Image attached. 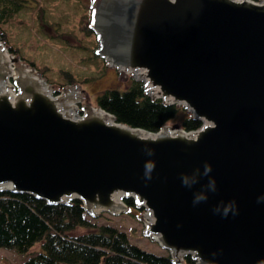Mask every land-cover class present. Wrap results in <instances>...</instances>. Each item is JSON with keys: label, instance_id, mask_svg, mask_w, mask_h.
<instances>
[{"label": "water", "instance_id": "95a60500", "mask_svg": "<svg viewBox=\"0 0 264 264\" xmlns=\"http://www.w3.org/2000/svg\"><path fill=\"white\" fill-rule=\"evenodd\" d=\"M102 4L113 65L201 126L150 132L96 107L75 117L65 108L75 85L52 97L26 71L16 95L0 89V191L76 198L91 216L132 197L143 234L174 264H264V0ZM10 74L0 43V83Z\"/></svg>", "mask_w": 264, "mask_h": 264}, {"label": "trees", "instance_id": "16d2710c", "mask_svg": "<svg viewBox=\"0 0 264 264\" xmlns=\"http://www.w3.org/2000/svg\"><path fill=\"white\" fill-rule=\"evenodd\" d=\"M30 2L0 0V39L14 54L20 52L15 44L8 45L5 25L19 11L28 8ZM88 22L90 25V10ZM23 61L35 66L31 59ZM76 82H79L77 78L66 76L63 82L57 83L55 92ZM95 101L117 122L150 132H157L178 112L175 104L151 98L144 91L143 82L135 78H130L123 89L100 92ZM201 124L191 115L181 121V127L187 131ZM122 200L128 208L126 212L131 208L144 210L135 206L132 197ZM78 229L85 231L75 233ZM0 247L24 256L20 264H174L169 253L148 252L131 243L125 230L109 223H98L85 211L79 199L49 204L31 193L10 190L0 191ZM181 264H195V260L186 255Z\"/></svg>", "mask_w": 264, "mask_h": 264}, {"label": "rangeland", "instance_id": "374dc122", "mask_svg": "<svg viewBox=\"0 0 264 264\" xmlns=\"http://www.w3.org/2000/svg\"><path fill=\"white\" fill-rule=\"evenodd\" d=\"M97 1L31 0L28 8L19 11L5 25L8 45L15 44L20 52L14 54L5 44L6 47L3 45L7 50L11 73L12 69L26 68L44 80L51 92L56 91L57 83L63 82L66 76L77 78L79 82L66 84L64 85L66 88L61 91H66L69 86H76L80 98H75L71 106L79 116L89 107H97L95 100L100 92L113 88L123 89L130 78H136L133 71H121L108 64L98 54L99 40L95 30L93 28L90 30L92 9ZM13 58L16 61H13ZM22 59H31L35 66H29ZM9 89L16 94L17 86L12 77L9 78ZM144 91L151 98L154 97L148 92L146 85ZM164 102L168 103L169 100ZM176 106L178 112L164 124L170 129L174 126L180 127L182 119L191 115L185 105L184 107L183 104L176 103ZM120 200L125 204L122 199ZM127 209L126 206L118 213L101 211L92 217L98 223H109L125 230L131 243L148 252L158 255L168 253L154 238L143 234L144 224L148 221L146 210L131 208L126 212ZM83 231L85 230L78 229L75 233ZM24 258L0 247V264H20Z\"/></svg>", "mask_w": 264, "mask_h": 264}, {"label": "bare ground", "instance_id": "6f19581e", "mask_svg": "<svg viewBox=\"0 0 264 264\" xmlns=\"http://www.w3.org/2000/svg\"><path fill=\"white\" fill-rule=\"evenodd\" d=\"M104 1H106V0H98L97 2L94 3L93 10H92V26H93V28L97 34L98 40H99L98 53L106 60V62L108 64L113 66V58H112V56H110L109 51L106 49L105 37L103 35L102 28L99 26V14L101 12V7L103 6L102 3ZM196 45H198V44H196ZM118 69L122 70L121 68H118ZM26 71H28L26 68H20L18 70L12 69V72H13L12 73V79L15 81L17 76L25 73ZM136 74H137V72H134V75H136ZM6 82H8V84ZM6 82L0 83V89L8 90L9 81H6ZM41 83H42L43 87L48 91L49 86L46 84V82L41 79ZM146 89L148 90L149 93H151V95H155V90L150 89L147 85H146ZM8 91H10V89ZM72 102L73 101L65 103V108L70 113H72L75 117H77V114L72 109V106H71Z\"/></svg>", "mask_w": 264, "mask_h": 264}]
</instances>
